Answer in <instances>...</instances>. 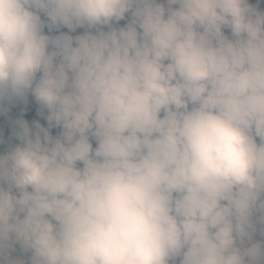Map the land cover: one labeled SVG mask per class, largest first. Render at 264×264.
<instances>
[{
    "label": "clouds",
    "instance_id": "obj_1",
    "mask_svg": "<svg viewBox=\"0 0 264 264\" xmlns=\"http://www.w3.org/2000/svg\"><path fill=\"white\" fill-rule=\"evenodd\" d=\"M28 95L0 264H264V0H0V114Z\"/></svg>",
    "mask_w": 264,
    "mask_h": 264
},
{
    "label": "trees",
    "instance_id": "obj_2",
    "mask_svg": "<svg viewBox=\"0 0 264 264\" xmlns=\"http://www.w3.org/2000/svg\"><path fill=\"white\" fill-rule=\"evenodd\" d=\"M120 25H122V20L118 22ZM45 31H47V29H45ZM49 34L51 35H55L56 34V31L55 29H53ZM77 34L76 32L73 33L72 35H75ZM38 104L33 100L31 99L27 104L23 105L21 107V110L18 114V119H24L28 122V124L30 123L31 119H32V114L33 112L36 110ZM11 106H5V110L3 112V114H0V118H3V117H8L10 116V112L8 111V109L10 108ZM46 114V112L43 114V118H42V122H41V125L42 126H47V122L45 121L44 119V115ZM2 116V117H1ZM13 130V129H12ZM12 130H9L8 128H2L0 130V137L3 138V145H0V150H3L4 147H7L9 146L10 144L12 143H15V138L12 134ZM59 132V129L58 128H50V133L52 135H56L58 134ZM257 233L259 234V225H257ZM261 236L259 234L258 238L257 239H260ZM12 255L17 257V258H20V259H23L25 264H29V254L22 251L18 245H15L14 246V251L12 252Z\"/></svg>",
    "mask_w": 264,
    "mask_h": 264
},
{
    "label": "rangeland",
    "instance_id": "obj_3",
    "mask_svg": "<svg viewBox=\"0 0 264 264\" xmlns=\"http://www.w3.org/2000/svg\"><path fill=\"white\" fill-rule=\"evenodd\" d=\"M126 19H127V16H126L125 20H122V24H124L126 22ZM83 30L84 29H82V28H77L75 30V32L79 33V32H81ZM55 31H56V34H57V32H59V31L67 32L68 30L66 28H64V27H60L59 29H55ZM75 32H72L70 34H73ZM31 99H32L31 96L28 95L24 99L14 100L11 103L6 102L5 106H11L8 109V111L10 112V116L0 118V130L2 128H4V127L8 128L9 130H12L15 127V121L18 118V114H19V112L21 110V107L23 105L27 104ZM44 113H45V111L41 110L39 105H38L36 110L32 114V119H31V121L29 123V126L33 127V124H32L33 121H38L41 124ZM93 146H95L94 141H93ZM254 236H255V238H258L259 234L256 232L254 234Z\"/></svg>",
    "mask_w": 264,
    "mask_h": 264
},
{
    "label": "bare ground",
    "instance_id": "obj_4",
    "mask_svg": "<svg viewBox=\"0 0 264 264\" xmlns=\"http://www.w3.org/2000/svg\"><path fill=\"white\" fill-rule=\"evenodd\" d=\"M2 117V116H1Z\"/></svg>",
    "mask_w": 264,
    "mask_h": 264
}]
</instances>
